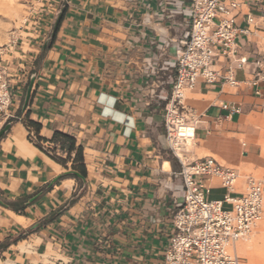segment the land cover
I'll use <instances>...</instances> for the list:
<instances>
[{
    "label": "crops",
    "instance_id": "1",
    "mask_svg": "<svg viewBox=\"0 0 264 264\" xmlns=\"http://www.w3.org/2000/svg\"><path fill=\"white\" fill-rule=\"evenodd\" d=\"M53 1L0 56L13 94L0 138V264H163L183 201L163 121L190 2ZM238 2L241 54L264 64V0ZM250 72L236 71V88L199 81L186 95L196 122L188 156L236 169L240 188L264 172V86L244 84ZM54 132L81 147L84 177L72 169L74 152L64 163L51 157L66 159L48 151ZM203 183L207 198L225 194L217 179Z\"/></svg>",
    "mask_w": 264,
    "mask_h": 264
},
{
    "label": "built area",
    "instance_id": "2",
    "mask_svg": "<svg viewBox=\"0 0 264 264\" xmlns=\"http://www.w3.org/2000/svg\"><path fill=\"white\" fill-rule=\"evenodd\" d=\"M189 2V8L182 12L188 23L176 51L175 74L163 121L166 144L181 167L183 192V201L177 204L171 219L172 233L163 252V264H245L236 254V245L247 240L263 218L264 179L245 177L243 191L239 192L235 189L240 178L236 169L224 167L212 157L188 156L185 148L194 142L196 122L185 98L199 81L238 87L242 82L236 80L235 73L249 65L251 79L243 83L264 86V64L259 60L249 63L241 54L237 37L246 31L234 25L238 0ZM54 5L53 0H39L38 16H47L54 11ZM38 16L26 20V26H38ZM246 22L253 24V18L247 16ZM261 40L264 43V36ZM16 42L17 37H12L3 52ZM254 94L262 95L259 90ZM12 103L10 78L6 66L0 63V129L13 119ZM222 108L239 112L237 107ZM30 139L35 141L32 135ZM210 178L217 179L225 190L219 200L206 196L203 182Z\"/></svg>",
    "mask_w": 264,
    "mask_h": 264
},
{
    "label": "rangeland",
    "instance_id": "3",
    "mask_svg": "<svg viewBox=\"0 0 264 264\" xmlns=\"http://www.w3.org/2000/svg\"><path fill=\"white\" fill-rule=\"evenodd\" d=\"M38 12L39 0H0V56L11 38L17 37V33L22 30L23 26H26L25 21L38 16ZM189 97L185 99L186 105H189ZM260 128L261 135L264 137V121ZM185 151L190 153L192 146H187ZM242 174L248 175L250 172L247 171ZM252 176L257 179H264V172L261 175L252 174ZM241 183L238 180L235 186L236 191H243V188H240ZM236 254L245 264H264V214L261 222L248 239L237 243Z\"/></svg>",
    "mask_w": 264,
    "mask_h": 264
},
{
    "label": "trees",
    "instance_id": "4",
    "mask_svg": "<svg viewBox=\"0 0 264 264\" xmlns=\"http://www.w3.org/2000/svg\"><path fill=\"white\" fill-rule=\"evenodd\" d=\"M10 120V122H12ZM26 127L29 129L30 127H33L34 129L38 130V125L31 122L27 121L25 123ZM39 138L37 137V141L39 142ZM51 147L49 148L48 151H52L53 153L58 150L62 153L66 154V159H62L55 154L51 155L53 159L56 161H59L61 163H64L66 160L70 158L71 153L74 152V158H73V166L72 169L75 170L79 175L84 177L85 172H84V167L82 165V150L81 147H76L75 146V141L73 138H71L68 135L62 134L60 132H54L52 134L51 139L48 141ZM39 146L38 144H36ZM40 147V146H39ZM41 148V147H40ZM49 153V152H47Z\"/></svg>",
    "mask_w": 264,
    "mask_h": 264
},
{
    "label": "water",
    "instance_id": "5",
    "mask_svg": "<svg viewBox=\"0 0 264 264\" xmlns=\"http://www.w3.org/2000/svg\"><path fill=\"white\" fill-rule=\"evenodd\" d=\"M59 18H60V16L57 18V20H56V22L54 24L52 35L55 33V31L57 29ZM29 96H30V87L28 88L27 93H26L24 106H26V104L28 102V99H29ZM9 127H10V125L6 124L0 129V138H2V136L8 131ZM74 175L77 176V174H75V173H74Z\"/></svg>",
    "mask_w": 264,
    "mask_h": 264
},
{
    "label": "bare ground",
    "instance_id": "6",
    "mask_svg": "<svg viewBox=\"0 0 264 264\" xmlns=\"http://www.w3.org/2000/svg\"><path fill=\"white\" fill-rule=\"evenodd\" d=\"M177 154H178V155H180V151H179V152H177Z\"/></svg>",
    "mask_w": 264,
    "mask_h": 264
}]
</instances>
